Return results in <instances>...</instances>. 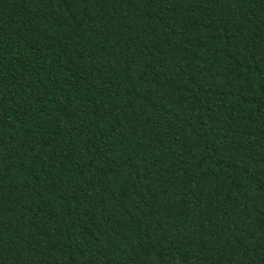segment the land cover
Returning a JSON list of instances; mask_svg holds the SVG:
<instances>
[{
  "label": "trees",
  "instance_id": "trees-1",
  "mask_svg": "<svg viewBox=\"0 0 264 264\" xmlns=\"http://www.w3.org/2000/svg\"><path fill=\"white\" fill-rule=\"evenodd\" d=\"M0 264H264V0H0Z\"/></svg>",
  "mask_w": 264,
  "mask_h": 264
}]
</instances>
